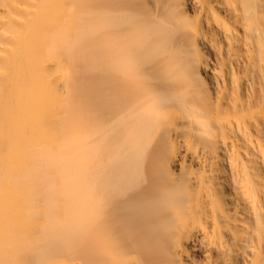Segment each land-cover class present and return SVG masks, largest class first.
I'll return each mask as SVG.
<instances>
[{
    "label": "bare ground",
    "instance_id": "bare-ground-1",
    "mask_svg": "<svg viewBox=\"0 0 264 264\" xmlns=\"http://www.w3.org/2000/svg\"><path fill=\"white\" fill-rule=\"evenodd\" d=\"M0 264H264V0H0Z\"/></svg>",
    "mask_w": 264,
    "mask_h": 264
}]
</instances>
